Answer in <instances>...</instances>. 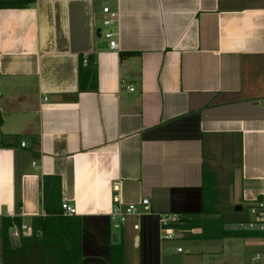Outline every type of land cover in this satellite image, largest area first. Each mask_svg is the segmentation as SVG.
<instances>
[{
    "label": "crops",
    "instance_id": "0c3cea01",
    "mask_svg": "<svg viewBox=\"0 0 264 264\" xmlns=\"http://www.w3.org/2000/svg\"><path fill=\"white\" fill-rule=\"evenodd\" d=\"M45 178L76 210V264H252L264 233L237 224L264 199V0H0V264H27L5 254L46 216ZM116 194L138 207L118 233Z\"/></svg>",
    "mask_w": 264,
    "mask_h": 264
},
{
    "label": "trees",
    "instance_id": "16d2710c",
    "mask_svg": "<svg viewBox=\"0 0 264 264\" xmlns=\"http://www.w3.org/2000/svg\"><path fill=\"white\" fill-rule=\"evenodd\" d=\"M91 73L95 76V68L93 71L91 69ZM43 194L47 200L46 216L33 220L34 238L31 242L42 251L56 253L62 264H76L80 259V224L79 220L63 217L59 211L60 179L45 178ZM230 233L236 232L230 231ZM51 242L53 244H50Z\"/></svg>",
    "mask_w": 264,
    "mask_h": 264
},
{
    "label": "built area",
    "instance_id": "2783aa9c",
    "mask_svg": "<svg viewBox=\"0 0 264 264\" xmlns=\"http://www.w3.org/2000/svg\"><path fill=\"white\" fill-rule=\"evenodd\" d=\"M100 13L102 15V19L100 21L102 27L98 29L100 38H103L107 43V49L110 51H115L117 50V30L115 27L118 25L119 13L116 9L111 8L108 5L103 6L100 10ZM102 28H105V31H103ZM87 64L88 60L84 59L83 65L86 66ZM129 90L132 91L133 89ZM115 190H117V187H115ZM140 205L145 210H147L149 207V201L147 199H143L141 200ZM61 210L63 216H73L76 213L75 208L70 205L67 199H63L61 201ZM137 211L138 207L134 204L122 207L119 201V196L116 194L114 196V207L108 215L110 224L114 229H120L126 222L127 218L131 215L137 214ZM248 211L252 216V220L247 224L248 230L264 233V199L254 201V204L250 206ZM169 223L170 221L168 219L161 220V235L165 240L174 239L176 234L174 229L167 227ZM21 231L26 233L27 231L30 232L31 230L27 226L21 225ZM15 236H18V233H15ZM178 252H181V249H178ZM251 261L252 264H261V255L259 253L254 254Z\"/></svg>",
    "mask_w": 264,
    "mask_h": 264
},
{
    "label": "rangeland",
    "instance_id": "374dc122",
    "mask_svg": "<svg viewBox=\"0 0 264 264\" xmlns=\"http://www.w3.org/2000/svg\"><path fill=\"white\" fill-rule=\"evenodd\" d=\"M98 26H99V28L102 27L100 23L98 24ZM102 30L105 31V28H102ZM242 216L245 219L241 221L242 222L241 224H237V225H239L238 230L240 232H245V231H248V225H247L248 222L247 221H248V218H250V216H249V214L245 208H243V210H242ZM111 228L114 232H117V233L120 232L119 229H114L112 225H111ZM31 241L32 240H29L27 243H25L23 245L22 252H20L19 255L14 256V259H15L14 261H11L12 258L10 256L7 257L5 254L6 263L9 261L10 262H18V263H22V262L26 261L27 264H59L58 259H57L58 256L56 253L54 254V253H51L50 251H48L49 253L47 251H42L35 244H32ZM29 242H31V246L29 245ZM50 244H53V243L51 242ZM180 247L183 248L182 246H180ZM238 248H239V246H238ZM228 252H229L228 247H225L223 253L228 254ZM257 252H259L261 255V264H264V248L259 249ZM35 256H36V258H35ZM22 258L24 260H22ZM29 259H30V261H29ZM32 259H35V260H32Z\"/></svg>",
    "mask_w": 264,
    "mask_h": 264
},
{
    "label": "water",
    "instance_id": "95a60500",
    "mask_svg": "<svg viewBox=\"0 0 264 264\" xmlns=\"http://www.w3.org/2000/svg\"><path fill=\"white\" fill-rule=\"evenodd\" d=\"M96 36L100 38L99 30H97ZM103 47H105V48L108 47V45H107L106 42L103 43ZM250 106H252V107H256V106H258V103H257V102H253V103H251ZM236 211H237V212H240V211H241V208H240V207H237V208H236ZM227 228H228V229H231V230H232V229H235V230H236L238 227H236V226H228Z\"/></svg>",
    "mask_w": 264,
    "mask_h": 264
}]
</instances>
